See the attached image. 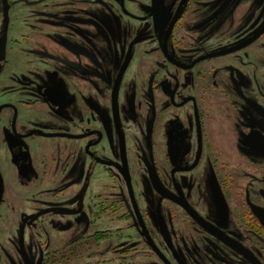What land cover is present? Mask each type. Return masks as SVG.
<instances>
[{
    "label": "flooded vegetation",
    "instance_id": "af4514ba",
    "mask_svg": "<svg viewBox=\"0 0 264 264\" xmlns=\"http://www.w3.org/2000/svg\"><path fill=\"white\" fill-rule=\"evenodd\" d=\"M8 178L0 264H264V0H0Z\"/></svg>",
    "mask_w": 264,
    "mask_h": 264
},
{
    "label": "rangeland",
    "instance_id": "374dc122",
    "mask_svg": "<svg viewBox=\"0 0 264 264\" xmlns=\"http://www.w3.org/2000/svg\"><path fill=\"white\" fill-rule=\"evenodd\" d=\"M51 179H54V178H45L46 182L50 181ZM10 180H11V182H10L11 186L9 187L10 188L9 195H8L9 200H8L7 205L4 204L3 207L1 208L3 213L0 215V223H2L3 226H1V227L3 229L0 230V239H5L8 237V234H10L12 232V231L8 232L9 229H13L14 235H19V232H18L19 227L18 226H19V223H21V218H20L19 213L21 211H25L28 208L29 202H34V201L36 202V200L34 199V196H32V194H31L30 188H28L30 186V184L22 185L17 178H8V181H10ZM97 183H99V182H97ZM99 189H101V188L98 186L96 190H99ZM11 197H13L12 201H10ZM8 206H10V207L7 210ZM258 214L260 215L259 217H262V215H264V213L261 211H258ZM127 222H129V221H127ZM109 223H110V231H111L110 232L111 234L109 236H110V238L115 239L120 234L116 235L117 237L115 236V234H117L116 233L117 223H115V214L114 213L111 214V218H110ZM128 224H130V222ZM20 237L23 238L22 231H20ZM24 259L25 258H23V259L19 258V261L16 264H29L26 260L23 261ZM67 261H69V260L63 259L62 264H72V263H69ZM2 264H7V263H2ZM31 264H41V261L40 260H36V261L31 260ZM52 264H55V263H52Z\"/></svg>",
    "mask_w": 264,
    "mask_h": 264
}]
</instances>
